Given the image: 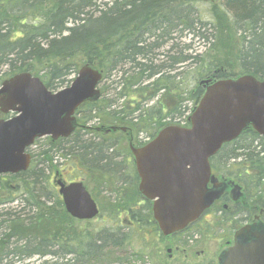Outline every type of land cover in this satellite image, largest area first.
Here are the masks:
<instances>
[{
  "label": "trees",
  "instance_id": "16d2710c",
  "mask_svg": "<svg viewBox=\"0 0 264 264\" xmlns=\"http://www.w3.org/2000/svg\"><path fill=\"white\" fill-rule=\"evenodd\" d=\"M96 1L0 0V70L6 66L9 78L22 72H42L43 82L51 90L63 84L65 77L77 72L83 64L101 70L104 78L119 65L130 64L132 76L146 80L154 74L149 64L154 59L153 47L178 39L180 33L187 31L206 39L216 38L214 48L226 41L229 59H216L212 61L213 65L210 59L206 60L205 54L184 56V62L192 59L191 63L202 68L200 79L250 74L264 80V0H221V7L213 9L212 20L208 22L196 10L200 0H103L98 5ZM225 18L230 19L228 24ZM175 33L179 35L175 37ZM74 59H80L82 63L77 67L69 63ZM194 91L197 104L203 89L195 87ZM104 101L101 98L80 108L78 121L85 125L105 116L110 125L116 122L136 125L142 117L136 116L134 111L128 113L124 108H112L115 103L104 104ZM161 111L157 109L148 115L157 119ZM109 124L100 123L106 128ZM91 129H79L70 137L55 142L49 138L37 139V154L35 148L29 149L34 152L30 168L16 175L0 177V187L6 188L10 182L17 181L19 192H22L19 197L0 200V205L16 199L24 205L20 211L11 210L0 215L3 217L0 226L11 223L9 233H2L0 238V264L10 255L18 257V261L34 255L57 258L68 254H74L75 260H91L104 248L118 247L124 242L125 237L117 239L107 230L82 244L71 226L72 218L65 210L47 207L51 198L59 199L49 177L56 169L55 153L62 151L64 156L70 155L77 168L89 172L96 169L109 174L122 171L116 161L119 155L114 151L119 138L95 132V127ZM255 142L261 147L255 146ZM211 166L218 173L234 177L248 170L249 182L255 195L260 196L264 189V138L251 129L244 132L211 158ZM134 205L117 202L111 207V213L120 215L121 211L127 210L132 222L152 225L157 230L150 202L145 201L141 210L135 209ZM26 208L34 214L24 216ZM221 219L227 221L225 212ZM18 227L23 230L19 232ZM14 237L16 245L10 249L8 242ZM70 242L74 246L69 245ZM43 264L56 263L46 261Z\"/></svg>",
  "mask_w": 264,
  "mask_h": 264
},
{
  "label": "water",
  "instance_id": "95a60500",
  "mask_svg": "<svg viewBox=\"0 0 264 264\" xmlns=\"http://www.w3.org/2000/svg\"><path fill=\"white\" fill-rule=\"evenodd\" d=\"M101 79L102 73L88 64L79 68L69 87L57 92L30 72L5 79L0 86V113L14 115L0 118V176L29 168L28 149L37 138L69 137L79 127L76 109L100 98ZM212 81L200 83L205 92L190 115V127L168 125L146 145L131 147L139 191L152 202L154 220L164 236L185 230L224 193L226 184L211 175L209 162L224 143L251 127L264 137V80L245 74ZM57 185L72 217L90 220L98 215L97 204L82 182L58 180ZM232 193L238 198L239 187ZM217 260L218 264H264V223L241 227Z\"/></svg>",
  "mask_w": 264,
  "mask_h": 264
},
{
  "label": "rangeland",
  "instance_id": "374dc122",
  "mask_svg": "<svg viewBox=\"0 0 264 264\" xmlns=\"http://www.w3.org/2000/svg\"><path fill=\"white\" fill-rule=\"evenodd\" d=\"M220 3L221 0H215L213 3L198 1L196 3V10L200 16L208 22L212 20L213 9L219 10L218 7H221ZM212 5L216 6L212 7ZM230 19L225 18L226 24H228ZM219 21L221 24L226 25L225 21ZM209 27L210 26H208V28ZM175 34H177L175 37L179 35V33ZM198 35V33L194 34L184 31V33H180L178 39L176 38L174 40L173 44L175 47L180 46V49H184L181 52L184 56L189 55L194 57L205 54L206 60L210 59L211 65L214 64L212 61L216 59H229L228 49L225 46L226 41H222L223 43H219L217 47L214 48L213 46L216 44V38L214 40L212 38L206 39ZM171 45V41L169 44L163 45L159 53L166 52ZM186 47H188V49H186ZM157 61L160 60L157 59ZM192 61L191 59L182 65L180 77L174 78L171 81L170 79L168 80L165 91H161L160 86L157 88H154V86L145 88L148 86L147 81H142L140 79L141 76L139 78L138 76H132L133 73L131 72L122 75V71L130 67V64L119 65L116 70L112 71L110 74H106V77L100 84V88L102 92H104V104L105 102L107 104H114L115 102L116 104V94L121 88L125 94V97L121 99L123 108L128 113L134 111L133 113L136 116H142L138 118L136 125L131 124L133 126L132 128L135 129L134 132L130 131L127 135H122V133L112 135L113 137L119 138L116 139L114 151L119 155L116 161L122 169L120 173H101L98 169L94 170L95 172H89L83 168H77V165L71 162L72 158L70 155L64 156L62 151L55 153L56 160L53 163L56 165V169L49 175L51 184L56 185L57 179H63L67 182L73 180L82 181L100 208L101 214L90 221L72 219L71 226L74 228L77 235L80 236L78 237L80 238V242L84 244L86 241L94 239L107 230L117 239L125 237L124 242L118 245V247L110 246L104 248L102 252L97 253L98 255L96 258L91 260H75L74 254H68L66 257L59 256L57 258H52L51 256L40 258L34 255L30 258L18 261V257L10 255L8 260H4L2 264H43L46 261L56 264H217V256L225 247V243L229 240L235 227L230 221H223L221 219L222 217H218L213 213L204 214L201 219L192 224L187 231L173 236L172 238H165L159 230H155V227L152 225L145 226L143 223H138L137 221L132 222L127 210L121 211L120 215L111 213V207L117 204V202H128V204L135 203L134 208L137 210H141V206L144 205L145 201L142 200L137 190L138 179L132 163V155L128 148L130 144L128 138L133 137V143L137 144L139 141H145L150 138L152 134L157 131L158 127L166 123L185 124L193 107L196 105L194 89L198 82H200V73L202 72V68L195 63H191ZM69 63L77 67L82 62L80 59H74ZM155 64H160V62H155ZM214 70L216 71V69ZM6 72H8L6 66L0 70V86L5 79L9 78ZM125 72L127 71H124V73ZM33 75L40 77L44 81L45 77L42 72H36ZM76 75L77 72L67 75L64 79L65 82L54 87L52 91L55 92L68 87L71 85ZM163 86L164 84L162 87ZM160 101L161 103H158ZM112 108H114V106ZM120 109L121 108H118V110ZM157 109H162L160 118L152 119V116H149L148 113ZM141 111L143 112L142 115H140ZM7 117L8 114L0 113V118ZM104 117H99L97 122H95V126H99L100 123L105 125L111 123ZM89 125L94 126L93 123ZM257 143L260 142L258 141ZM257 143L255 142L254 145L261 147V145ZM37 146V144H34L32 147L36 149V154ZM29 152L32 155L34 153L33 151ZM234 162L235 161H232L231 163L234 164ZM19 191L17 181H12L6 188L0 187V200H7L11 196L14 198L19 197L22 195V192ZM256 197L258 200L255 202H264V189L260 197ZM50 201L47 207L51 205L52 208L58 211L64 210V205L60 197L59 199L51 198ZM137 203L138 205H136ZM22 208H24L23 203L19 199H16L13 202L0 205V215L11 210L17 212L22 210ZM33 214L34 213L30 211L29 208H26L23 212L24 216ZM23 215L21 216L23 217ZM253 215H259L258 211L252 213L251 216ZM2 219L3 217L0 216V222ZM23 223L28 225L29 221H24ZM10 225L6 222V225L0 226V238L2 237V233H9ZM21 229L23 230L21 227L19 228V232ZM4 237H6V235ZM16 240V237L10 239L8 242L10 249L15 247ZM69 245L74 246V243L70 242ZM169 248L172 249L171 253L168 252ZM175 248H177V250Z\"/></svg>",
  "mask_w": 264,
  "mask_h": 264
},
{
  "label": "flooded vegetation",
  "instance_id": "af4514ba",
  "mask_svg": "<svg viewBox=\"0 0 264 264\" xmlns=\"http://www.w3.org/2000/svg\"><path fill=\"white\" fill-rule=\"evenodd\" d=\"M174 40L175 39L171 40L172 45L166 52H163L161 54L159 53L162 46L169 44V42L162 43L161 47L157 48L156 51H153L152 57L154 59L149 64L151 65L152 72L154 74L151 75L146 80L142 79V81H147L148 86H146L145 88L149 86L150 87L154 86V88H157L160 86L161 88L160 90L165 91L166 83L168 82L169 79L173 80L174 78L180 77L181 75L180 70L183 67L182 65L185 63L184 55L181 53L184 49H180L181 48L180 46L175 47L173 44ZM170 52H172V54ZM170 55L172 56V58H170ZM157 59H159L160 61H157ZM155 62H160V64H155ZM129 70H131L130 67H128L126 70H123L122 75L125 73L128 74ZM124 71H127V72L124 73ZM130 72H132V70ZM163 84L164 86L162 87ZM102 93L104 94V92ZM116 96H117L116 103H118L119 108L122 109L123 103L121 99L125 97V94L121 90V88L117 92ZM102 98H103V95H102ZM158 103H161V101ZM86 104L88 103L83 104L81 108L84 107ZM110 127L111 128L115 127L116 130L114 132H111L110 131L111 129H109ZM132 127L133 126L129 122H116L114 124L109 125L107 129L106 127H103L101 125L99 129L97 130L102 131V133L106 135H109V134L116 135L119 133H122V135H127L130 131L132 132L135 131V129H133ZM132 138H128L129 143H130L128 148L130 152H131V147H139L144 144L142 141H139L137 144H135L133 143ZM132 163L134 166L135 160H134L133 155H132ZM134 169H135V166H134ZM135 172H136V169H135ZM212 172L215 176H217V178H219L220 181H224V179H226L227 183H225L226 189L224 193L222 194L221 198L205 214L213 213L214 215H217L218 217H222L225 212L227 221H230V223L233 226H235L232 232V235L230 236L229 240L226 241L227 244H231L233 241V235L235 231L239 229L240 227L246 224H249V223H254L255 221H261L264 223V204H262L261 202H258V203L255 202L256 200H258V198L255 195L256 193L255 189L252 187L251 183L249 182V171L248 170L245 169L243 174H237L236 177H234V175L225 176L221 173H218L215 167H212ZM136 177L138 178L137 175ZM53 186L55 187V190L57 191L58 190L57 185H53ZM235 186L240 187L239 193H238V195L239 194L240 195L238 196V198H236L237 194L232 193V190L234 189ZM257 211L259 215L251 216L252 213L257 212ZM175 249L177 250V248ZM168 252L171 253L172 249L169 248Z\"/></svg>",
  "mask_w": 264,
  "mask_h": 264
},
{
  "label": "bare ground",
  "instance_id": "6f19581e",
  "mask_svg": "<svg viewBox=\"0 0 264 264\" xmlns=\"http://www.w3.org/2000/svg\"><path fill=\"white\" fill-rule=\"evenodd\" d=\"M101 1H103V0H97V1H96L97 5H98ZM158 46L161 47V45H155V46L153 47L154 51L157 50ZM176 47H178V46H176ZM94 113H95V111L92 113V115H93ZM93 121H94V120H93ZM93 121H88V123L85 124V126L91 124ZM87 243H88V241H86L84 244H87Z\"/></svg>",
  "mask_w": 264,
  "mask_h": 264
}]
</instances>
